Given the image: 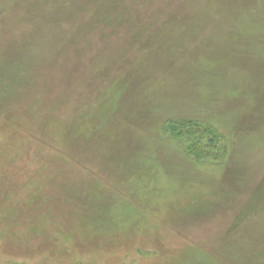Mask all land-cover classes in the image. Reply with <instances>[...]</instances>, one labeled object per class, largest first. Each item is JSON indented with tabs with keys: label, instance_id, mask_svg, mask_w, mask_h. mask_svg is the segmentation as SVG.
I'll list each match as a JSON object with an SVG mask.
<instances>
[{
	"label": "rangeland",
	"instance_id": "1",
	"mask_svg": "<svg viewBox=\"0 0 264 264\" xmlns=\"http://www.w3.org/2000/svg\"><path fill=\"white\" fill-rule=\"evenodd\" d=\"M0 264H264V0H0Z\"/></svg>",
	"mask_w": 264,
	"mask_h": 264
},
{
	"label": "trees",
	"instance_id": "2",
	"mask_svg": "<svg viewBox=\"0 0 264 264\" xmlns=\"http://www.w3.org/2000/svg\"><path fill=\"white\" fill-rule=\"evenodd\" d=\"M173 125V124H172ZM169 130H170V132L171 131H173V132H171L172 133V136H177L178 137V135L180 134V131L179 130H172V128L170 129V128H168ZM183 130V129H182ZM200 130H194L192 133L191 132H188V136H186V139L185 138H178L179 140H181V141H184L185 142V140L188 142H190V143H193L194 141H197V142H200V144L202 143L203 144V141H201V140H203V138H201L200 136L203 134V136H205L204 138H207V139H205V140H207V141H205L204 140V143L206 144V146L207 147H209L210 146V148L213 150V151H215V150H217L216 148V146H217V142H216V137H220V135H219V133L217 132V130L214 128V127H212V126H210L209 127V129H207L206 131H202V132H199ZM189 133H191V134H189ZM198 133L200 134L199 136H198ZM192 134H194V135H192ZM185 139V140H184ZM209 144V145H208ZM193 146V149H196V148H198L199 147V144L198 143H195V144H192ZM197 150V149H196Z\"/></svg>",
	"mask_w": 264,
	"mask_h": 264
}]
</instances>
